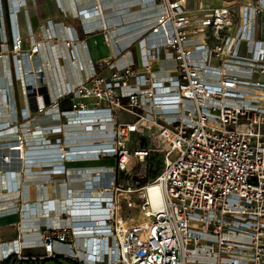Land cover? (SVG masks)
Listing matches in <instances>:
<instances>
[{"label": "built area", "instance_id": "obj_1", "mask_svg": "<svg viewBox=\"0 0 264 264\" xmlns=\"http://www.w3.org/2000/svg\"><path fill=\"white\" fill-rule=\"evenodd\" d=\"M69 1L78 14L68 1L57 3L72 24L48 19L38 37L31 26L25 36L16 31L28 0H5V11L0 0V108L10 109L5 130L16 136L0 147L26 152L38 137L64 150L41 158V174L32 176H62L57 203L41 202L38 227L28 222L36 200L20 194L24 170L4 172L0 216L18 214L21 224L16 238L0 241V263L264 264V0L238 9L190 8L187 0ZM98 34L111 53L93 62L87 39ZM14 81L22 88L19 109ZM121 111L133 119L121 120ZM102 113L110 118L95 122L101 145L73 150L67 136L85 130L68 127L92 126L78 117ZM145 137L155 143L142 146ZM154 152H165L164 167L139 184L130 160L143 163ZM21 159L8 150L0 156L11 167ZM150 185L161 191L159 210Z\"/></svg>", "mask_w": 264, "mask_h": 264}, {"label": "crops", "instance_id": "obj_2", "mask_svg": "<svg viewBox=\"0 0 264 264\" xmlns=\"http://www.w3.org/2000/svg\"><path fill=\"white\" fill-rule=\"evenodd\" d=\"M60 1V2H59ZM57 0V2L64 4V0ZM68 1V2H67ZM106 1V0H105ZM109 1V0H108ZM247 0H241V2H239V4L235 5V4H231V3H217V4H208L206 0H200L199 2H195L192 3L190 0H187L188 5L190 8H197L198 6H204V7H216V6H221L223 4H229L234 6L235 9H238L241 3L246 2ZM55 0H37L36 3H33L31 0H28V4L25 7L22 13H19L17 15V25H16V31L22 35L25 36L28 34L29 32V26H31V28L38 34V37H41V34L39 33V26L47 21L48 19H52L53 22H62L63 24H67L65 23V21L63 20V18H66L65 15L60 11L58 3ZM67 4L65 7L69 8L72 12H75L76 14H78V10L74 9V3L72 1L66 0ZM107 2V1H106ZM3 5H4V11L6 10V5H5V0H3ZM258 26H259V33L264 37V14H261L260 17L258 18ZM6 27H7V32H8V37L10 38V25H9V21L6 18ZM24 46L27 47L28 46V42L25 39L24 40ZM3 87V86H2ZM1 94H3V91H0ZM10 95L12 96L13 99H15L16 104H17V108L19 109L20 107H22L23 105V98H22V88L19 84V82L14 81L13 82V90H11ZM3 107L0 108V112L4 111L8 113H0V123H6L8 122L10 119L7 117L9 115V108L6 107V105H2ZM14 108V107H13ZM18 111V110H17ZM8 127V124H6L5 126H3L2 128H0V141L2 140H10L11 138H16V136L11 135L10 132L6 131L5 128ZM4 129V130H3ZM38 132V131H36ZM22 134V136H31L30 131L26 132H22L20 133ZM55 138V136H53ZM53 137H51V141L53 140ZM57 137V136H56ZM29 148L27 149L28 152H24V148H26L27 146H25L23 148V146H16V149H11L10 147H8V149L5 147H0V156L3 153V150H8L9 152H11V154H14V158H18V155L21 154L22 159H21V164L19 165L18 162L14 164L13 167L3 164L0 161V192L4 193L5 192V182H7V179L5 177V171L8 170H20L19 168L21 167L22 163H23V158L24 157H28L31 158L29 163H33V164H29L30 166H34L36 168H32L31 171L26 172V176L27 178L23 177L21 178V181H18L19 184L24 185L22 189H20V194L22 193V201L24 202H29V201H33L36 200L37 202V206H38V210L36 209V213L35 214V218L33 219H29L28 222H30V225H34L36 227H38V223L40 221V216H41V202L42 200H50L53 199L52 202H56L58 201V197H57V189L56 187H58V182L62 181L59 180L60 178H62L61 175H57V174H53L50 177V180H43V178L40 176L36 179H34V177H31V174H33V176H35V174H41V169H42V164H41V160L38 159V156H41V153H43L41 150L46 149L47 145H43V142H39L36 143L34 141V139L30 140L29 143ZM57 148V146H54ZM21 149V150H20ZM21 151V152H19ZM44 152H46L44 150ZM35 159V160H33ZM32 161V162H31ZM72 162H82L83 161H71L69 163ZM109 160H103L100 163H109ZM17 169H14V168ZM23 167V165H22ZM10 173V171H9ZM25 173V172H24ZM16 176V175H14ZM19 176H17L16 178H18ZM32 179V182L30 181ZM45 179H47V177H45ZM24 180V181H23ZM23 181V183H22ZM17 186V184H16ZM3 195V194H2ZM15 196H18L19 194H14ZM9 216H17V219L12 222L11 224L7 225V226H0V241H9L12 240L14 238L17 237L18 235V227L21 224V220L18 214H12V215H5V216H0V218H4V217H9ZM40 224V223H39ZM30 253L33 254H41L43 253V251L41 249H33L31 251H29ZM8 264V263H7Z\"/></svg>", "mask_w": 264, "mask_h": 264}, {"label": "rangeland", "instance_id": "obj_3", "mask_svg": "<svg viewBox=\"0 0 264 264\" xmlns=\"http://www.w3.org/2000/svg\"><path fill=\"white\" fill-rule=\"evenodd\" d=\"M192 3L195 2H199L200 0H190ZM208 4H217V3H231V4H239V2H241V0H206ZM63 20L65 21V23H67V25L72 24L71 22H69V19L67 18H63ZM87 46H88V51L90 54V59L93 62H98L100 60H103L105 58H107L110 55V48L105 44L103 38L101 35H94L90 38L87 39ZM70 74H72L70 72ZM85 101L89 102V103H93L96 101V98L94 97H90L85 99ZM70 101L69 99L65 100L64 105H66V107L63 108H67V106L70 105ZM120 118L123 121H129L131 119H133V116L128 114L127 112H120ZM35 124H32V127H34ZM68 129H83V126L80 127H68ZM79 132V131H78ZM75 133V132H74ZM34 139V141L36 143H39V138L38 137H34L32 138ZM54 140V137H53ZM141 140V139H140ZM142 146H148L152 143H155V141L153 140V138H149V137H145L142 140ZM67 142V141H66ZM130 146H135L136 145V139L135 137H133L131 139V142L128 144ZM165 152H154L151 153L148 158L146 159L145 162L143 163H138V161L135 158H131L130 163H129V167L132 169V176L134 178H136L137 180H139V184H146L148 182H150L152 179H154L156 176H154V173L157 172V174H159V172H161V170L164 167V163H163V158H164ZM93 163V162H92ZM84 163H79V165H83ZM90 164V163H88ZM69 167V165H67ZM32 168H36L34 166H30V165H25V167H21L19 168L20 171L24 170L23 173L25 172H29L32 170ZM156 174V175H157ZM33 176V174H31V177ZM35 176H37V174H35ZM125 212V211H124ZM138 215V214H137ZM125 216H129L130 217V213H125ZM17 219V216H9V217H4V218H0V226H7L9 224H11L12 222H14ZM136 220L139 219V215L136 216L135 218ZM0 264H7V263H0ZM21 264H76L68 259H51V260H40V261H25L22 262Z\"/></svg>", "mask_w": 264, "mask_h": 264}, {"label": "bare ground", "instance_id": "obj_4", "mask_svg": "<svg viewBox=\"0 0 264 264\" xmlns=\"http://www.w3.org/2000/svg\"><path fill=\"white\" fill-rule=\"evenodd\" d=\"M74 66L75 65H72L71 68H69L70 70L73 71V72L70 71L72 74L73 73L76 74V68ZM78 118L82 121H84V120L87 121L88 124H91L92 126L87 127L84 124V125H82L83 129H77V130H85V131H79V132L77 131V133L73 132L67 136L68 143L70 144L72 149L81 151V150H87L89 148H92L94 144H95V146L101 145L100 140H101L102 134H100V132L97 133V131L95 130V128H99V125H95L96 124L95 122H97V121H104L105 122L110 118V115L106 114V113L89 114V115L79 116ZM6 124H8V123L7 122L6 123H0V128L5 126ZM46 145H47V148L41 150L43 153H41V156H38L39 157L38 159H40L41 161H42L41 158L48 159V158L59 157L61 155L60 152L64 151L62 146H61L62 149L59 146H57V148H56V147H54L56 145L50 144L49 142H47ZM16 148H17L16 146L14 148H12V146H11V149H16ZM44 150L46 152H44ZM26 152H28V151H26ZM25 158L26 157L23 158V163H22L23 167H25V162H24ZM172 158H173V153L169 154L167 157L168 161H170ZM26 159L29 162L31 158L27 157ZM33 160H35V159H33ZM71 161H82V160H71ZM71 161H69V162H71ZM45 163H47V165L51 164L49 162H45ZM29 164L31 165L33 163H28V165ZM41 164L43 165V162H41ZM149 197H150L152 206L155 210H159L162 208V204H163L162 194H161L160 189L157 186L150 185Z\"/></svg>", "mask_w": 264, "mask_h": 264}, {"label": "trees", "instance_id": "obj_5", "mask_svg": "<svg viewBox=\"0 0 264 264\" xmlns=\"http://www.w3.org/2000/svg\"><path fill=\"white\" fill-rule=\"evenodd\" d=\"M156 174H157V172H156V173H154V176H156Z\"/></svg>", "mask_w": 264, "mask_h": 264}]
</instances>
